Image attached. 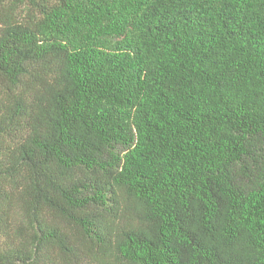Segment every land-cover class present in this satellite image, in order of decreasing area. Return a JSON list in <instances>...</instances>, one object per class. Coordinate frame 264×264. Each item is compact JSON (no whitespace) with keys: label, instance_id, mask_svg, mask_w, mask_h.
<instances>
[{"label":"trees","instance_id":"obj_1","mask_svg":"<svg viewBox=\"0 0 264 264\" xmlns=\"http://www.w3.org/2000/svg\"><path fill=\"white\" fill-rule=\"evenodd\" d=\"M0 264H264V0H0Z\"/></svg>","mask_w":264,"mask_h":264}]
</instances>
